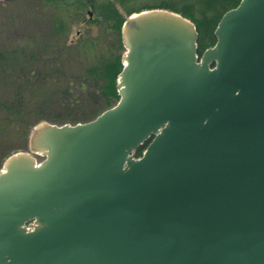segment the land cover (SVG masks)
Listing matches in <instances>:
<instances>
[{"label":"water","instance_id":"95a60500","mask_svg":"<svg viewBox=\"0 0 264 264\" xmlns=\"http://www.w3.org/2000/svg\"><path fill=\"white\" fill-rule=\"evenodd\" d=\"M215 35L200 53L179 12L126 19L119 101L5 160L0 264H264V0Z\"/></svg>","mask_w":264,"mask_h":264},{"label":"trees","instance_id":"16d2710c","mask_svg":"<svg viewBox=\"0 0 264 264\" xmlns=\"http://www.w3.org/2000/svg\"><path fill=\"white\" fill-rule=\"evenodd\" d=\"M240 1L42 0V9L52 14L47 50L41 51L36 42L22 52L0 49V133L10 130L11 137L24 140L27 147L31 131L42 122H86L114 106L120 99L117 86L124 67L122 28L133 13L167 8L191 18L203 53L216 43L222 16ZM88 14L96 23L69 40L74 22Z\"/></svg>","mask_w":264,"mask_h":264},{"label":"rangeland","instance_id":"374dc122","mask_svg":"<svg viewBox=\"0 0 264 264\" xmlns=\"http://www.w3.org/2000/svg\"><path fill=\"white\" fill-rule=\"evenodd\" d=\"M42 8V0H0V49L22 52L24 49L29 50L36 42L41 51L47 50L52 14ZM95 19L93 14H88L85 19H77L72 25L69 40L77 39L86 32L92 23H96ZM93 27L96 28L97 24ZM2 95L0 91L1 98ZM56 111L64 113L57 108ZM28 147L29 144L26 147L24 140L11 137L10 130L0 133V170L8 156Z\"/></svg>","mask_w":264,"mask_h":264}]
</instances>
